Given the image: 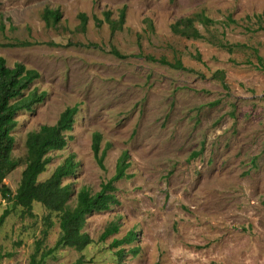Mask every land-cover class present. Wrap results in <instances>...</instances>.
<instances>
[{"label":"rangeland","instance_id":"rangeland-1","mask_svg":"<svg viewBox=\"0 0 264 264\" xmlns=\"http://www.w3.org/2000/svg\"><path fill=\"white\" fill-rule=\"evenodd\" d=\"M46 8L60 12L56 23L46 24ZM122 10V26L111 32L106 13L118 22ZM200 14L217 22L205 26ZM183 17L203 38L172 30ZM263 22L264 0H0V56L39 73L23 96L45 92L16 113L11 155L20 164L3 183L15 192L27 133L54 124L68 106L77 112L66 145L48 153L37 180L73 155L75 172L62 179L69 207L80 188L99 190L122 151L129 155L130 176L114 182L117 202L85 218L92 242L81 251L59 247L41 264H116L119 248L125 264H264V70L251 49L264 64V31L245 29ZM147 56L180 59L186 69ZM94 132L106 148L103 168ZM5 208L0 264H30L38 242L43 250L58 238L59 213L34 202L30 214L0 194V215ZM113 224L118 231L100 240ZM130 230L138 235L132 244L111 247Z\"/></svg>","mask_w":264,"mask_h":264},{"label":"trees","instance_id":"trees-1","mask_svg":"<svg viewBox=\"0 0 264 264\" xmlns=\"http://www.w3.org/2000/svg\"><path fill=\"white\" fill-rule=\"evenodd\" d=\"M81 25L86 23V15L80 13ZM257 19H261V15H255ZM60 18V12L57 10L45 9L43 12V19L46 24L56 23ZM106 21L110 25L111 32L120 29L124 22V12H120L118 22L109 18V12L106 13ZM198 21L207 26L217 21L203 14L198 15ZM228 21L233 22V19L228 17ZM192 17H183L176 21L172 26L174 32H180L182 35L191 38H203L193 24ZM264 23V22H263ZM182 26V27H180ZM247 31H264V25L257 24L256 27L246 25ZM219 45L231 50L232 47L219 42ZM256 56L255 67L264 70L262 58L258 55L256 48H251ZM116 56L124 57L118 51H112ZM152 61H158L161 64L168 65L175 69H186L180 59L174 62L168 61L164 57L156 58L154 56H147ZM196 58L199 59L200 55L197 53ZM251 63V62H249ZM220 78H223L221 71L218 72ZM39 77V73L34 69L27 68L22 63H15L12 67L6 65L5 59L0 56V194L3 199L11 200L13 207L20 206L32 214L31 208L34 202L41 203L48 211L57 212L59 235L53 246L47 249L40 250L39 242L36 245L35 252L31 255L30 264H41L44 258L50 255L59 247H71L78 251L83 250L88 244L92 242L90 236L82 229L85 224V218L92 212H100L107 210L112 203H116L114 194V182L129 177L125 171L129 166L128 152L122 151L116 166L114 174L105 182L100 184V188L95 193L82 187L76 193V202L73 207L68 206V201L71 198V190L68 184H62V179L72 176L77 167L74 162L73 155H69L64 161L56 166L51 175L43 181H38V176L46 170L47 164L50 161L48 153L50 151L61 150L67 142L65 136L66 131H70L74 124V116L77 112V106L66 107L57 118L54 124H42L37 130L28 132L25 138V156L23 163L25 164L19 184L14 193L3 183L6 175L20 164V160L14 159L11 151L14 145L13 129L16 126L17 120L15 119L16 113L20 110H31L35 103L43 100L45 92H38L33 89L26 95L22 92L28 88L29 84ZM21 96L19 99H15ZM101 135L94 132L92 135V151L97 164L103 168V160L106 154V148L100 150ZM199 152H194L192 156L198 155ZM10 209L5 208L0 215V224L4 218L9 214ZM49 222V216L46 217ZM50 226V224H47ZM118 231V226L113 224L107 227L100 236L103 240L108 235ZM138 237L135 231H128L122 238L113 239L111 247H119L123 244H132ZM138 247L133 248L136 253ZM40 252L39 258L37 253ZM124 249L119 248L115 251L117 257L116 264H125L123 261ZM2 257L0 248V258ZM72 264H83L80 258Z\"/></svg>","mask_w":264,"mask_h":264}]
</instances>
